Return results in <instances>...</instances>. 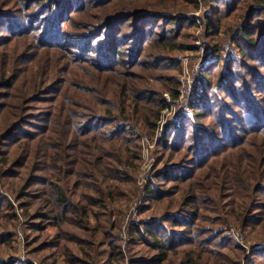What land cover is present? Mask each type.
I'll use <instances>...</instances> for the list:
<instances>
[{
    "label": "trees",
    "instance_id": "16d2710c",
    "mask_svg": "<svg viewBox=\"0 0 264 264\" xmlns=\"http://www.w3.org/2000/svg\"><path fill=\"white\" fill-rule=\"evenodd\" d=\"M116 2L0 0V24L7 30L0 35V99L17 98L0 102L1 176L25 216L54 219L62 230L65 223L79 225L90 231L94 252L98 230L118 237L109 235L101 218L93 229L91 216L111 220L110 207L127 196L120 185L133 183L138 171L142 130H156L168 107L165 92L179 95L173 83L157 89L140 72L144 78L136 82V70L147 66L151 76L168 61L177 70L179 58L169 53L185 50V30L196 22L169 10L167 2L144 10ZM207 3L200 22L212 44L207 57L217 60L191 94L194 116L170 124L161 137L162 165L143 211L175 194L179 198L159 215L131 224V250H148L131 256L132 264H165L172 256L176 264H264V0ZM77 17L85 22L76 31ZM69 34L78 37L77 44L66 40ZM222 35L228 48L219 43ZM73 48L79 54L73 56ZM113 75L120 80L112 81ZM108 83L114 87L105 90ZM8 88L13 94L4 95ZM40 101L50 104L43 114H31ZM7 198L0 191V213L13 207ZM38 202L36 216L29 206ZM50 211L57 214L50 218ZM232 226L246 234L244 243L227 232ZM249 240L257 244L247 245ZM109 245L103 264H124L120 246L115 240Z\"/></svg>",
    "mask_w": 264,
    "mask_h": 264
},
{
    "label": "rangeland",
    "instance_id": "374dc122",
    "mask_svg": "<svg viewBox=\"0 0 264 264\" xmlns=\"http://www.w3.org/2000/svg\"><path fill=\"white\" fill-rule=\"evenodd\" d=\"M207 1L208 0H196V3H191L186 0H181L178 7H176L175 0H127L126 2H123V0H117L116 2V5L128 4L127 9L134 10L151 9V6L153 9H156L158 5H162V2H167V6H170L169 10H176L177 12L180 10L182 13L190 17L192 21H196L195 25H191L185 30L187 31V35L183 40L187 46L185 50H175L169 53L171 57L179 58V68L177 70H174L176 63H173V61H168L165 65L155 68V72L151 76L149 75L150 71H148L149 67L147 66H145L146 69L144 70H136V76L134 77L136 82L138 79L144 78V76L137 74L140 72L141 74L147 75L149 82H153V85L158 87L157 89H160L159 87L161 84H165L167 86V83H173L175 85L173 86L176 90H178L179 95L177 94L178 96L175 98L172 96V93L165 92V99L168 107L163 109L160 117L156 119L158 125L156 130L153 133L142 130L139 139L141 160L138 163V171L135 174L133 183L129 182L125 185H120L121 188L126 191L127 196L110 207L115 209V214H113L111 220L104 217V215L99 217L96 216V218L95 216H91V219L93 220V229L95 228V224L98 223V219L101 218L102 222L108 226L107 231L109 232V235L112 233L118 238H106L103 236L104 233L98 230L96 232L98 236L95 239L96 245L93 246H96V251L94 252L90 251L91 245L88 243L90 240V231L82 229L79 225L76 224V226H74L75 224L70 225L65 223L64 230H62L59 229L58 225H53L54 219H50V223H48V221H44L42 218L34 220L30 216H25L23 213L25 208H21V205L18 203L19 201L15 199V192H11V189L8 187L9 184L7 185L4 183L3 177L0 173V191L2 194L8 196V198L10 197L13 202V207H11V205H6L0 213V238H2L0 239V261L4 260L13 262L14 260H17L16 264H103V262L109 258L110 249L112 248L109 243L113 240H115L117 246H120L124 264H132L130 260L131 256L139 257L140 255L145 254L146 256L148 254V250L145 245V247L137 245L131 250V246L129 244L132 237L131 224L138 222L141 219H147L151 217L152 214L159 215L162 210H167L170 207L175 206V200H177L175 198H179V195L175 194L172 196L173 198H166L160 203H155L154 206H150L147 210L143 211L144 205L151 201L147 196L149 195L148 188L150 187L151 179L157 168L162 165V162H160V156L164 154V151H162L159 145L161 137L164 133H166L170 124H180V122L185 120L184 118L191 119L194 116V112L190 109L189 105L191 103V94L201 83L204 70L211 63H215L217 60L216 55L211 58L207 57V48H209L212 44L206 38L204 25L200 22V18L209 8ZM84 22V18L77 17V20L73 23V26L75 25L74 30L77 31L79 26H82ZM76 25L78 27H76ZM6 34L7 30L3 27V24H0V35L4 36ZM76 38L78 37H75V34L74 36L69 34L66 40L77 44V40L79 39L75 41ZM224 38L225 35H222L219 43L228 48V44L224 42ZM181 39L182 38H179L178 40ZM190 46H193V48ZM83 48H85V45L82 49ZM72 52V55L75 56L77 53L79 54V49H74ZM86 56H88V53H86ZM161 62H164V60L159 62L156 61V63ZM25 67L26 65L23 64L22 68ZM257 69L259 70V68ZM71 71L75 72L74 69L70 67L69 72ZM28 74V72H25V82L28 81ZM262 76L264 77V72H262ZM171 77L173 80H170ZM119 80L120 76H112V81L115 82ZM101 84H103L102 79ZM101 86L102 85H100V87ZM106 86L114 87L108 83L105 85V90H107ZM3 90H6L4 91V95L13 94V90L10 88ZM79 94L82 100L86 102V100H84V96H87L86 93L80 91ZM9 98L10 97H8V99L1 98L0 102L15 103V100L17 99L16 97V99L12 97V99H14L13 101ZM81 98L79 97V101H82ZM48 104L50 103L40 101L38 103V111H32L31 114H43L40 112L45 111ZM213 130L214 128L211 129V132H213ZM201 143L204 145L207 144L206 139L202 138ZM165 151L166 153L171 152L170 149H165ZM40 174L41 176H44L47 173ZM132 174L134 175L133 171ZM98 176L99 179H103V175L98 174ZM145 179H147V183ZM105 185L106 181L103 186ZM36 187H40L41 189L43 188V186L38 183ZM43 196L44 195L39 198ZM27 199L24 198L21 202L26 204ZM75 199L80 200L79 198L77 199V197H75ZM40 205L41 203L38 202L29 206L31 208V212L35 213L36 216H38L36 213L39 211L38 208ZM24 207L26 206L24 205ZM92 207L93 206H91V208ZM135 207H138L137 213L135 212ZM101 211L104 212V210ZM10 212H13V214H9ZM49 214H51L50 218H52L57 213L55 211H50ZM71 216L76 217L77 215L76 213H73ZM113 222L114 224L115 222L117 223V227L111 229L110 225ZM61 232L62 234H60ZM68 232H71L70 238L73 237V239H68ZM227 232L229 234H233L240 242L244 243L243 238H245L246 234L241 232L239 228L232 226ZM246 244H253L254 246L257 243L249 240ZM250 253L248 248L246 255H250ZM92 254L95 256L93 261L91 260ZM177 261L178 258L172 256L165 264H176ZM242 262L243 264H246L244 259Z\"/></svg>",
    "mask_w": 264,
    "mask_h": 264
},
{
    "label": "built area",
    "instance_id": "2783aa9c",
    "mask_svg": "<svg viewBox=\"0 0 264 264\" xmlns=\"http://www.w3.org/2000/svg\"><path fill=\"white\" fill-rule=\"evenodd\" d=\"M145 181H146V183H147V179H145ZM136 209H135V212L137 213V211H138V207H135ZM125 237H126V235H125ZM124 237V238H125Z\"/></svg>",
    "mask_w": 264,
    "mask_h": 264
}]
</instances>
